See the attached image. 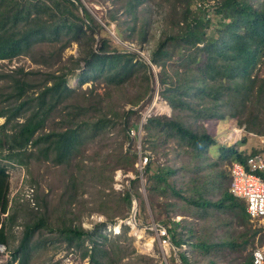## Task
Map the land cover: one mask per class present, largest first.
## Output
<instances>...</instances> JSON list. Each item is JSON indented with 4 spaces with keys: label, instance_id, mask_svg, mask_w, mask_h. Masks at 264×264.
Here are the masks:
<instances>
[{
    "label": "trees",
    "instance_id": "obj_1",
    "mask_svg": "<svg viewBox=\"0 0 264 264\" xmlns=\"http://www.w3.org/2000/svg\"><path fill=\"white\" fill-rule=\"evenodd\" d=\"M210 1L214 3L211 5ZM112 4L114 7L106 9L105 18L98 20L83 0H0V61L21 57L36 67L17 66L0 72V118L5 120L0 125V245L10 247L20 212L10 209L9 174L2 161L22 166L31 174L30 183L35 187L31 188L32 199L43 211L24 226L15 258L20 255L26 260L35 232L49 230L56 231L70 248H83V258H88L90 264H124V258H130L127 263L136 264L122 247L129 227L123 226L112 242H108L102 229L115 226L117 218H128L132 192L127 189L112 201L113 175L119 169L136 171L139 156L136 150L122 151V147L119 153H107L104 158L100 155L98 159L96 154L86 159L84 155L92 142L117 126L131 141V132L137 129L131 118L140 119L141 109L136 108L153 92L151 100L156 84L172 116L152 117L145 129L154 140L169 142L173 138L195 164L193 182L190 178L184 190L175 177L184 171L190 173L192 165L181 169L158 166L153 171V162L146 155L144 174L149 194L171 196L188 207L203 210L231 209L239 221L246 224L251 220L245 201L230 193L231 179L222 166L226 160L231 165H245L249 157L264 149L247 154L221 145L202 121L240 120L246 113L245 123L240 125L246 124L250 133L258 131L264 135V76L251 73L259 54L264 55V0H112ZM156 16L161 20L160 31L149 52L150 64L141 59L138 51L117 45L106 32L115 25L121 41L143 49L150 43ZM72 45L78 46L77 56L66 55ZM153 67L160 69L156 76ZM72 78L78 81L76 88L69 86ZM88 82L92 83L91 89H83ZM101 85L105 88L102 94L97 91ZM126 88L133 89L134 94L120 107V94ZM126 105L131 109L122 112ZM100 140L99 149H107L106 141ZM155 147L151 143L152 151ZM211 148L216 150V159L209 155ZM43 166L45 170L53 167L55 171L48 175L60 182L57 208L61 219L55 222L50 220V201L39 194L46 175H37V171ZM204 166L213 169L209 174L214 186L223 189L226 184L221 200L215 203L185 195L194 191L202 197L203 191L195 184L206 183ZM257 174L264 179V172ZM139 182L136 178L131 185ZM86 193L92 194L86 200L92 205L91 214L103 215L107 220L92 230L81 227L83 213L73 212ZM112 206H116V214L111 213ZM5 214L8 216L3 218ZM163 227L168 237L162 240L169 239L180 250L182 264H191L187 253L181 251L183 246L190 247L192 255L198 251L204 256L227 247L241 248L236 243L203 238L192 228L187 229L188 237L180 222L173 221L171 227L167 222ZM246 234L240 235L245 245ZM86 241L90 246L84 245ZM112 254L118 257L113 258ZM252 255L253 252L238 264H252Z\"/></svg>",
    "mask_w": 264,
    "mask_h": 264
},
{
    "label": "rangeland",
    "instance_id": "obj_2",
    "mask_svg": "<svg viewBox=\"0 0 264 264\" xmlns=\"http://www.w3.org/2000/svg\"><path fill=\"white\" fill-rule=\"evenodd\" d=\"M86 7L94 13L98 20L105 18L107 14L106 9H112L114 6L112 0H102L97 2V0H83ZM214 2L210 1L212 5ZM160 19L156 16L153 19L152 30L150 34V43L144 45L143 49H140L135 44L129 41H121L115 32V25L107 28V33L113 38L117 45H121L125 49L129 47L134 51H138L141 59L145 60L148 64L149 52L155 46L158 33L160 31ZM101 22V21H100ZM102 23V22H101ZM154 36V37H153ZM97 39H99L97 37ZM78 46L72 45L70 49L66 51V55H78ZM17 66L30 67L32 69L36 68L28 60L21 57H17L12 61H0V72H8ZM160 69L153 67V73L155 76L159 73ZM252 76L255 74L260 77L264 76V55L259 54L258 61L255 68L251 70ZM156 83V79H155ZM78 81L75 78L70 79L69 86L76 88ZM92 83L88 82L84 84L83 89H91ZM156 91L150 100L149 96L140 103V106L136 109H141L139 111L140 119L131 118L132 122L137 125V129H133L131 132V141L126 140L124 134L121 130L117 128L112 129L109 132L98 137V139L92 142L85 152L84 157L86 159H91L99 154L98 159L104 158L107 153L116 152L119 153L122 147V151L136 150L139 158L135 164L136 171L126 172L124 170H116L113 175V191L110 193L111 200L115 202L119 198V194L123 193L125 190L130 189L132 192V207L128 218L121 220L117 218V224L115 226L108 225L102 229V234L108 237V242H112L115 235H118L123 226H128L129 230L126 233L125 242H122V247L125 249L126 253L132 259L136 260V264H182L179 259L180 253L178 249L172 246H166L160 237L162 236L160 230L165 223L170 222V227L172 222H180L185 228L184 234L189 237L187 229L192 228L194 232L203 238L208 237L210 240L215 242H232L240 245V250L227 247L226 249L213 251L210 256H204L198 251L192 255V250L188 246H183L181 251H185L189 257L191 264H207L209 261H213L215 264H238L241 263L245 257L252 253L256 248H264V220H249L248 223H243L239 221L236 216L231 213V209L218 211L215 208L209 207L206 210L200 209L199 207H188L185 203L179 199L168 196V198H159L157 196H151L148 189L147 178L144 174V168L142 170L141 165L144 164V158L148 155L152 162V170L158 166H170L175 169H181L185 166L192 165L190 167V173L181 172L179 176L175 177L178 180L179 188L185 190V186L190 183L191 178L193 182L194 175H191L193 171L194 162L189 154H184L183 150L180 149L178 144L174 142L173 138L169 142H164V140H154L148 134L145 129L148 119L156 116H172V110L170 106L164 102L159 96V85L156 84ZM99 93H104L105 88L101 85L98 90ZM133 89L126 88L122 91L120 96L122 97L120 101V107L125 104V100L128 99L129 95H133ZM131 106L126 105L121 111H128ZM245 114L242 118L227 119L222 120H212V121H202L206 130L213 135V137L219 140L221 145H225L228 148L236 147L239 151H245L247 154H251L255 150L264 149V145L261 143V137L264 136L258 131H253L255 133H250L249 129L246 128V124L242 127L240 122L245 123ZM124 119L121 120V124ZM4 118H0V125L4 123ZM243 125V124H242ZM240 134V136H238ZM238 137V138H237ZM101 138L100 142L106 141L107 149L100 150L98 140ZM104 138V139H103ZM245 140V142H243ZM156 144L155 149L151 150V143ZM236 145V146H234ZM210 157L214 159L217 158L216 150L210 149ZM209 157V158H210ZM219 158V157H218ZM212 161V160H211ZM1 162V161H0ZM143 162V164H142ZM210 162L207 163V166ZM9 174V200L10 209L17 208L20 210L18 224L14 227L12 233L13 238L10 239V247L0 245V264H90L89 259L83 258L84 249L73 246L69 247L66 241L59 238V235L55 232L51 233L49 230H37L31 239V246L33 247L31 252L27 253L28 257L23 260L21 256L17 255L15 258V249L19 247V243L22 239L23 228L30 221L38 218L42 215V210L38 208L35 200H33V192L31 188L30 179L31 174L27 172L24 167L18 165L10 164L8 161H2L1 163ZM146 166V165H145ZM144 166V167H145ZM204 166V167H207ZM231 164L229 161H224L222 169L229 173V168ZM43 166L41 171H37V175H46V179L42 180V188L39 191L46 196L48 199L50 209L52 211L51 221L55 222L61 219V212H59L57 195L60 192V182L52 177L55 169L51 167L45 170ZM213 169L210 167L202 169V175L206 177V183L203 185L198 182L195 187L203 191L202 197H198V193L191 191L190 194H185L188 198L194 200L202 199L207 202L215 203L221 200L222 193L226 184H223V189L214 186L211 183L213 178L209 173ZM105 173H109L108 170ZM105 177V175H104ZM136 178L140 180L138 185H131V182ZM150 186V185H149ZM192 186V185H191ZM51 187V189H50ZM35 188V187H34ZM33 188V189H34ZM203 188V189H202ZM219 188V189H218ZM92 193H94L93 189ZM183 190V191H184ZM199 192V191H198ZM91 193H87L83 196V199L75 205L73 212L83 213L82 220L80 222L81 227L85 230H92L93 227L99 223L106 222V217L97 213H92V205L87 204L86 200L91 197ZM89 197V198H88ZM33 198V199H32ZM81 203V204H80ZM116 206H112V214H116ZM122 207V206H121ZM37 212V215L35 212ZM56 210V211H55ZM8 214L3 215V218L7 217ZM73 218L72 216H69ZM2 218V219H3ZM75 222V225H78ZM163 225V226H161ZM165 228V227H163ZM179 230V231H182ZM247 233L248 244L242 243L241 234ZM255 233V237L252 238ZM85 246H90V242L86 241ZM244 245V246H243ZM111 257L117 258L113 256ZM136 256H141L143 259H136ZM130 258H124L122 263H127Z\"/></svg>",
    "mask_w": 264,
    "mask_h": 264
},
{
    "label": "built area",
    "instance_id": "obj_3",
    "mask_svg": "<svg viewBox=\"0 0 264 264\" xmlns=\"http://www.w3.org/2000/svg\"><path fill=\"white\" fill-rule=\"evenodd\" d=\"M261 143L264 145V136L261 137ZM144 161L141 165L142 170L148 162V157L145 156ZM258 172H264V152L249 157L245 165L233 163L229 168L231 179L229 191L235 198L245 201L247 213L252 220H264V179L257 174ZM160 230H163L160 239L167 238L166 229L162 227ZM163 241L166 242V246L174 248L169 239ZM252 258V264H264V248H256Z\"/></svg>",
    "mask_w": 264,
    "mask_h": 264
}]
</instances>
